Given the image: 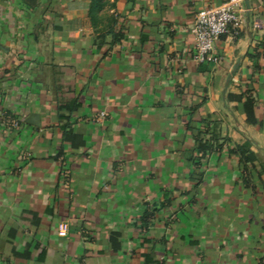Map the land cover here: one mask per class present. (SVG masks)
Listing matches in <instances>:
<instances>
[{
	"label": "crops",
	"instance_id": "1",
	"mask_svg": "<svg viewBox=\"0 0 264 264\" xmlns=\"http://www.w3.org/2000/svg\"><path fill=\"white\" fill-rule=\"evenodd\" d=\"M222 1L0 0V264H264V0L198 65Z\"/></svg>",
	"mask_w": 264,
	"mask_h": 264
},
{
	"label": "built area",
	"instance_id": "2",
	"mask_svg": "<svg viewBox=\"0 0 264 264\" xmlns=\"http://www.w3.org/2000/svg\"><path fill=\"white\" fill-rule=\"evenodd\" d=\"M244 0H224L217 5L199 10L190 28V34L194 43L192 60L194 63L214 64L215 44L225 35L237 37L244 24ZM259 22L254 23L258 27ZM101 117L104 113L100 114ZM68 232L66 223L61 222L57 226L59 237H65ZM158 264H167L164 257L159 258Z\"/></svg>",
	"mask_w": 264,
	"mask_h": 264
},
{
	"label": "trees",
	"instance_id": "3",
	"mask_svg": "<svg viewBox=\"0 0 264 264\" xmlns=\"http://www.w3.org/2000/svg\"><path fill=\"white\" fill-rule=\"evenodd\" d=\"M95 9H97L95 8V4H92L89 9V15H92L93 12L96 11ZM261 47H264L263 43L260 44V48ZM242 108L252 109L251 101L249 99H246ZM211 125H213V122H204L203 129L197 132V134L195 135V151L198 154L199 159H206L213 152L221 148L220 145L216 144L215 140L205 139V135H207L212 128ZM251 145V141L246 140L244 143H242L241 145H236L235 148L231 150V153L235 154L238 157L239 165L244 172L248 170L249 166L250 168H253L256 161V157L251 150Z\"/></svg>",
	"mask_w": 264,
	"mask_h": 264
},
{
	"label": "water",
	"instance_id": "4",
	"mask_svg": "<svg viewBox=\"0 0 264 264\" xmlns=\"http://www.w3.org/2000/svg\"><path fill=\"white\" fill-rule=\"evenodd\" d=\"M244 4H245V6H246V8H247V10H248V9H249V3H248V0H244ZM237 66H238V63L233 67L231 74L228 76V78H227V80H226V83H225V89L228 87L229 79H230L231 75H232L233 73H235V71H236V69H237Z\"/></svg>",
	"mask_w": 264,
	"mask_h": 264
}]
</instances>
